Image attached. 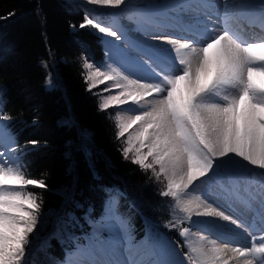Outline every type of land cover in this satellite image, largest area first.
I'll return each instance as SVG.
<instances>
[{
    "label": "snow or ice",
    "instance_id": "snow-or-ice-1",
    "mask_svg": "<svg viewBox=\"0 0 264 264\" xmlns=\"http://www.w3.org/2000/svg\"><path fill=\"white\" fill-rule=\"evenodd\" d=\"M86 2L111 8L124 4V0ZM203 7L212 5L204 0ZM248 7L247 3L236 5L233 0H223L224 27L206 26L199 41L154 36L153 39L166 40L171 47L162 50L170 62L167 68L160 66L157 50L141 51L142 64L154 74L152 79L134 76L115 61L95 66L85 59L82 65L87 70L89 91L108 83L98 94V108L117 109L110 115L117 129L116 139L126 137L122 141L123 158L129 160L131 154L132 164L143 172L150 171V178L164 183L159 194L174 201L170 205L173 218L167 226L179 231L187 249L179 264H264V229L258 236L252 235L258 231L255 225L245 226L225 214L200 191L205 183L201 178L213 170L216 161H243L245 169L253 166L264 170V84L254 82L255 76L264 77V38L245 40L228 27L229 20L236 19L232 13ZM259 19L264 25V12ZM86 25L117 40L122 38L87 13L80 27ZM3 104L0 95V121H7L10 116L3 113ZM124 105L128 107H121ZM6 127L0 123V264H28L26 246L36 229L41 204L27 186L46 185L43 180L27 178L18 157L5 155L15 150L10 138L7 143L3 140ZM258 175L264 177V171ZM245 191L251 199L256 198L250 188ZM259 192L264 208V181ZM230 194L251 207L238 191ZM193 216L229 221L252 235L253 242L249 247L234 245L233 238L203 229L195 235L190 227L182 225L208 222L193 221ZM122 244L121 238L111 239L106 245L90 244L83 253L85 259L76 264H126L107 258ZM67 264L74 262L70 259Z\"/></svg>",
    "mask_w": 264,
    "mask_h": 264
},
{
    "label": "trees",
    "instance_id": "trees-1",
    "mask_svg": "<svg viewBox=\"0 0 264 264\" xmlns=\"http://www.w3.org/2000/svg\"><path fill=\"white\" fill-rule=\"evenodd\" d=\"M70 1L0 0V95L10 116L2 123L27 178L46 185L27 188L41 204L27 262L62 264L110 208L133 238L161 233L185 253L176 228L150 224L173 218L174 201L159 194L164 183L123 158L114 110H99V95L87 88L82 65L101 62L106 44L93 27H80L85 11Z\"/></svg>",
    "mask_w": 264,
    "mask_h": 264
},
{
    "label": "rangeland",
    "instance_id": "rangeland-1",
    "mask_svg": "<svg viewBox=\"0 0 264 264\" xmlns=\"http://www.w3.org/2000/svg\"><path fill=\"white\" fill-rule=\"evenodd\" d=\"M72 1L73 0H71L70 2L72 3ZM82 1L84 2L83 5L88 10L87 12L89 14L87 15L94 16V19L97 18L96 21L100 22L102 26L111 27L114 31L117 32L118 35L122 37L121 39L117 40L115 37L107 36L102 33L108 43V55L109 56L107 57L106 61H115L119 64H122L127 72L136 76L135 73L138 72L137 69H140L143 65L141 61V58L143 57L141 56L139 51H134L132 49L130 45L129 37L133 39H143L146 45L151 46L152 48H155L159 52V54H162V55L165 54L164 52L160 51L157 46L150 45V43H148L147 41L148 39H145L143 37L144 34L143 36H140V34L136 33L135 23H137L136 19H139L138 16L136 15L137 13H134V14L127 13L125 14L124 17H118L116 15L101 14V13H110V12L112 13L113 10L115 12V10L124 6V4L126 3V0H124V4H122L117 9H114L111 7H102V6H97V5H89L87 4L86 0H82ZM130 9L139 10L137 7L136 8L130 7ZM104 10L108 12H104ZM131 15H133L134 17ZM135 15L137 16V18L135 17ZM171 15H172V12H171ZM167 19L169 20L168 14L166 13L165 20ZM87 26H91V25H87ZM172 34L174 35V33ZM173 35L168 36L167 38H172L174 37ZM86 73H87V70H86ZM54 83H55V80L48 79L49 85H52ZM107 87H108V83H105V84L99 85L98 88H94V89L96 90V93L99 94L102 89L107 88ZM107 94L109 93H104V95H107ZM121 107H128V106L124 105ZM115 111H117L116 108H115ZM79 135H81L83 141L86 140L88 136V134L85 131H81ZM125 138L126 137L121 138L122 141ZM3 140L5 143H7L9 140V136L5 131L3 133ZM5 155L10 156L12 158H17L16 150L11 151V152L6 151ZM129 160L131 161V154H130ZM236 160H239V158H236ZM216 164H219L220 167L217 168L215 166ZM245 164L246 162H243V161H240L239 163L216 161L214 164L213 170L210 171L208 175L201 178V180L205 181V183L202 184L200 191L207 195L209 201L213 203L214 206L224 211L225 214L227 215L229 213L232 214L233 213L232 211H236L235 205H238L237 209L242 210L247 215L249 214L248 215L249 219L251 220V222H254V225L256 226V229L258 230L256 232H253L252 235H259L260 234L259 230L264 229V208H262V205L260 203L259 183H260L261 178L258 175V173L264 170L254 168L253 166H248V168L245 169L242 167V165H245ZM254 175H257V178H255ZM196 183L199 184L200 181H197ZM31 187H36V186L34 185L27 186V188H31ZM245 188H250L253 196H255L256 198L251 199L248 196V193L245 191ZM233 190H236L239 192L241 199L248 200L249 202L251 201L250 202L251 205L252 203H254V206H251L248 208H246L247 206L243 207L245 206V204L242 203L243 205L242 206L241 200H238L235 196L230 194L231 191ZM251 209H254V211ZM257 215L258 217L255 218ZM199 218L193 216L192 219L193 221H199L198 220ZM200 219H202V221L208 222V223H204L205 226H208V227L217 226V227L225 228L228 226H235V225H232L229 221H224L217 217H203ZM245 226H248V224ZM197 227L198 225H196L195 223L191 224V231L195 235L201 234L200 231L197 229ZM231 228L238 230L236 227H231ZM102 230L103 231L105 230L106 232L109 233L110 239L121 238L123 240L122 246L118 245L119 246L118 251H116L114 254L109 255L107 257L108 259L123 261V262H126V264H131V262L133 261L136 262V264H179L178 258H176V254L174 253V248H172L171 246L170 247L172 249H169L168 246H166V244L165 245L161 244V246L164 245L163 247H161L162 249L158 250V249L151 248L152 250L150 252H145V250H143V247L139 245V243L131 244L128 241V237H127L128 234H127V230L125 226L121 222L113 221V216L111 215L107 217V219L104 221V223H102V225L95 226L94 235L96 237L93 243H91V245L93 246H99L101 244L106 245V243L104 242L105 236L102 235ZM245 234H247L252 240V235H249L248 233H245ZM88 245H90V243ZM157 248H160V246L158 245ZM163 251H165L164 255H163ZM172 258H174L173 261H172Z\"/></svg>",
    "mask_w": 264,
    "mask_h": 264
},
{
    "label": "bare ground",
    "instance_id": "bare-ground-1",
    "mask_svg": "<svg viewBox=\"0 0 264 264\" xmlns=\"http://www.w3.org/2000/svg\"><path fill=\"white\" fill-rule=\"evenodd\" d=\"M204 0H126V3L123 7H120L119 9L113 10L112 13H116V16L118 17H124L127 13H137L139 19H136V33L140 34V36H143L144 38L148 39V43L152 46H157L160 51L163 49H168L171 46L167 44L166 40H158L153 39L154 36H161V37H168L173 35L172 33L174 30H179L181 25L179 22L174 21L173 19L165 20L166 12H172L176 14L178 19L181 22H192L193 24H198V20L194 17L196 16L193 13H197L199 11L198 7L199 4H203ZM206 2L210 5H212V8L214 10V14H217L214 16L215 22L213 23V26L219 29H222L224 27V8H223V0H206ZM233 3L236 5H239L241 3H247L251 6V8L255 5H259L262 7L264 5V0H233ZM182 5H187V7H182ZM132 8H138L139 10L130 9ZM250 8V7H248ZM248 8H237L232 15L236 17L237 13L245 14L247 13ZM104 12H108L105 11ZM263 12V11H261ZM190 15L188 17L186 15ZM220 13V15H218ZM143 15V16H141ZM234 19H231L233 21ZM220 21H223L221 23ZM123 28V27H122ZM175 37V36H174ZM179 37H185L184 35H180ZM130 45L134 51H139L141 54L142 50H156L155 48H152L151 46H148L145 44L143 39H133L130 38ZM145 45V46H144ZM151 47V48H150ZM163 52V51H162ZM160 55L159 64L163 68H167L169 66V61L167 60V54ZM144 58H141V61H143ZM138 72L135 73L136 76H139L140 78L144 80L152 79L154 78V74L151 73L150 69H147L146 66L142 65L140 69H137ZM254 82L257 84H264V77L255 76ZM253 201V200H252ZM251 202V201H250ZM249 202V203H250ZM242 205V202H241ZM243 206V205H242ZM251 206H254V203H252ZM246 207V206H243ZM238 205H235L236 211H232V214H228L232 216L233 218L237 219L239 222L243 223L244 225H247L251 227L254 225V222H251L248 215L244 213L242 210L237 209ZM248 208V207H246ZM254 208V207H253ZM254 211V209H251ZM252 211V212H253ZM236 212V213H235ZM252 214V213H251ZM250 214V215H251ZM253 215V214H252ZM258 215L255 217L257 218ZM199 218V217H198ZM203 218V217H200ZM198 219L199 221H202V219ZM254 218V219H255ZM198 225L197 229L201 233V229L205 231H211L215 232L217 235H224L233 238L234 245H242L245 247H249L251 243L253 242L250 237L243 232V230H235L231 227L236 226H228V227H208L205 226V224H196ZM258 236V235H257ZM258 242V241H257Z\"/></svg>",
    "mask_w": 264,
    "mask_h": 264
}]
</instances>
